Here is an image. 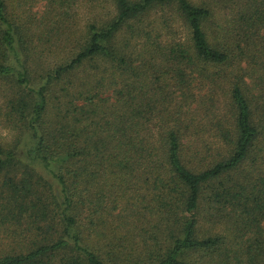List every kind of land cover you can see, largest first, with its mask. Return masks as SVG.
<instances>
[{
    "label": "trees",
    "instance_id": "16d2710c",
    "mask_svg": "<svg viewBox=\"0 0 264 264\" xmlns=\"http://www.w3.org/2000/svg\"><path fill=\"white\" fill-rule=\"evenodd\" d=\"M26 1L0 77L57 191L0 144V264H264V0Z\"/></svg>",
    "mask_w": 264,
    "mask_h": 264
},
{
    "label": "rangeland",
    "instance_id": "374dc122",
    "mask_svg": "<svg viewBox=\"0 0 264 264\" xmlns=\"http://www.w3.org/2000/svg\"><path fill=\"white\" fill-rule=\"evenodd\" d=\"M194 2H202V0H193ZM46 2L44 0H27L22 8L26 11V15L35 14L38 17H42L45 9ZM10 6H14L12 3ZM215 14L219 19V5L215 6ZM91 6L88 2H83L80 8V15L85 17L90 13ZM162 15L160 11L154 15ZM85 22V21H84ZM161 23V20L159 21ZM181 30V36H185L188 32L186 27L181 21L176 24ZM29 47V45L27 46ZM54 48V47H53ZM33 63V62H32ZM47 59H42L38 63L32 65L33 76L39 68L47 67ZM39 66V67H38ZM38 86L39 83L35 79L32 86ZM15 78L11 76L0 77V144L6 149L13 151L15 154V161H22V170L26 167H30L35 173L40 175L44 181L50 184L53 191H57V160L53 161L52 164L45 166L43 161L36 160L35 154L32 152L36 146V138L27 121H23L21 115L11 110L10 101L13 100L15 93L18 91ZM54 96V97H52ZM52 99L55 98V94H52ZM28 100L30 98L27 97ZM55 102V101H54ZM56 106L50 105V116L48 117L49 124H52L54 128L57 127V103Z\"/></svg>",
    "mask_w": 264,
    "mask_h": 264
}]
</instances>
